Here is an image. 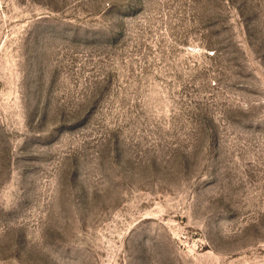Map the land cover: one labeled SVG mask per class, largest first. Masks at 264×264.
Returning <instances> with one entry per match:
<instances>
[{
	"label": "rangeland",
	"instance_id": "obj_1",
	"mask_svg": "<svg viewBox=\"0 0 264 264\" xmlns=\"http://www.w3.org/2000/svg\"><path fill=\"white\" fill-rule=\"evenodd\" d=\"M0 264H264V0H0Z\"/></svg>",
	"mask_w": 264,
	"mask_h": 264
}]
</instances>
